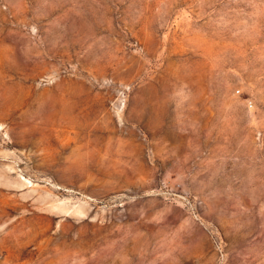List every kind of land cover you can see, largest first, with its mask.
<instances>
[{"label":"rangeland","instance_id":"rangeland-1","mask_svg":"<svg viewBox=\"0 0 264 264\" xmlns=\"http://www.w3.org/2000/svg\"><path fill=\"white\" fill-rule=\"evenodd\" d=\"M0 264H264V0H0Z\"/></svg>","mask_w":264,"mask_h":264}]
</instances>
